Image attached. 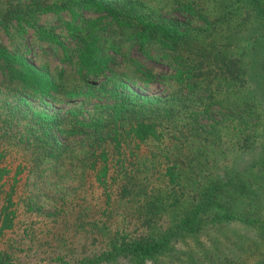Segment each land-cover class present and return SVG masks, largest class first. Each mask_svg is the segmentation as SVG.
I'll list each match as a JSON object with an SVG mask.
<instances>
[{"label": "trees", "instance_id": "16d2710c", "mask_svg": "<svg viewBox=\"0 0 264 264\" xmlns=\"http://www.w3.org/2000/svg\"><path fill=\"white\" fill-rule=\"evenodd\" d=\"M155 5L0 0L14 45L0 41V264L53 249L54 264H264V0H174L169 15ZM44 45L56 71L28 55ZM134 47L168 64L165 96L149 91L159 76ZM29 95L96 102L88 115L60 114ZM19 144L30 152L28 208L69 220L79 244H55L50 228L46 247L3 246L22 172L9 184L6 154ZM231 147L242 158L231 161ZM59 179L70 185L44 200Z\"/></svg>", "mask_w": 264, "mask_h": 264}, {"label": "rangeland", "instance_id": "374dc122", "mask_svg": "<svg viewBox=\"0 0 264 264\" xmlns=\"http://www.w3.org/2000/svg\"><path fill=\"white\" fill-rule=\"evenodd\" d=\"M5 1V0H4ZM151 2L159 8L164 15H169L173 12V5L174 0H151ZM44 20H48L51 26L55 28L57 32H62L61 24L59 21H57L56 17H53L52 14L44 15ZM226 26V25H224ZM249 35V34H248ZM251 38V42H254L253 36L249 35ZM29 38H25L23 40L19 39L18 43H27L29 44L32 40ZM0 41L8 46H14L11 43V40L7 35H4L3 32L0 31ZM31 59H33L34 62L37 63V65L49 68L50 70L56 71V68L58 69L61 67L62 63L59 60V58L56 56V54L53 52V50L50 47H47V45H44L42 47H35L34 52L28 54ZM131 55L137 59H139L144 65L148 68L153 70L154 73H156L159 77L156 81H153L148 89L151 93H157L161 94L163 96L166 95V93L169 91L167 88L168 85H165L164 81L162 80L163 77L170 73V68L168 64L164 62H159L157 60L148 59L142 52H140L136 47H134L131 50ZM126 66H122L118 73H115V76L118 77L119 74L123 73L126 74ZM172 89V87H171ZM30 102L40 108H45L48 110H60V114H63L64 111L68 110L69 108L73 107L76 108L78 111L83 115H88L93 110V104L96 102V100H90V101H79L74 102V100L71 99H58V100H51L50 98H40V97H31L28 96ZM59 112V111H58ZM25 126L20 127L21 132H25ZM1 135V133H0ZM18 142L17 139L13 140V143ZM11 148V147H9ZM143 151H148V146H143ZM228 156L230 160H237L242 158L243 156V149L241 148H232L231 151L228 152ZM6 165H8L9 168H11V173L8 176V182L11 184L15 178V174L19 169L22 171L16 178L20 179V182L18 183V193L15 196V200L17 202V208H18V216H17V225L15 226L14 230L9 231L6 238L4 239L3 246H14L16 248V251L18 249L27 248L28 246H33V249H38L41 247H46L43 243L39 242L41 236L43 235V230L48 231L50 229L51 231H54V233L57 232V237L55 241H53L55 244H57L58 239L65 237L67 240L66 242L71 243L72 241L75 244H79V235L77 237V234L74 232L73 225L67 224V219L62 221L64 225L67 224V233L63 230L61 218L58 216H49L44 215L42 213H38L36 210L31 211L28 208L27 200L30 195V191L32 188H34L32 185L28 183L29 181V163L24 159V157H29L30 152L28 155H26V150L23 148L21 144L17 145L16 147L12 148L9 153L6 154ZM244 161V160H243ZM28 166V167H26ZM62 175V174H61ZM33 181V180H32ZM66 181V182H64ZM55 184L48 187V189L44 190L42 192V198L44 200L46 199H53L54 194H56L57 187L64 186L65 184H69L67 180L59 179L58 181H53ZM68 182V183H67ZM35 185H38V183H34ZM9 186V185H8ZM56 186V189H55ZM66 190V189H64ZM97 193H99V189L97 190ZM58 195V193H57ZM51 204H48L46 209L50 212H54L55 208L49 206ZM52 225V226H50ZM70 231V233H69ZM236 232L237 231H233ZM235 233V234H236ZM234 234V233H233ZM237 235V234H236ZM241 237L239 239L247 241V236L243 234H239ZM51 239V237H49ZM52 240V239H51ZM60 240V239H59ZM54 246V245H53ZM78 246V245H77ZM41 255L36 254H30L25 256L23 259V264H54L52 263L51 256L55 254V250L51 251H42Z\"/></svg>", "mask_w": 264, "mask_h": 264}]
</instances>
